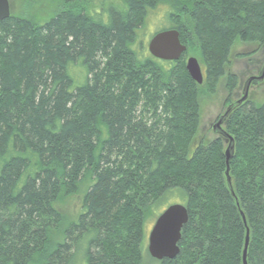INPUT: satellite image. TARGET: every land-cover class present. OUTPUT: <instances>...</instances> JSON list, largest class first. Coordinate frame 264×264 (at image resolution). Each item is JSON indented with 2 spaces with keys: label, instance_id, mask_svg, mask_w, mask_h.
<instances>
[{
  "label": "trees",
  "instance_id": "obj_1",
  "mask_svg": "<svg viewBox=\"0 0 264 264\" xmlns=\"http://www.w3.org/2000/svg\"><path fill=\"white\" fill-rule=\"evenodd\" d=\"M20 1L0 21V264H144L145 222L173 203L178 253L152 264H242L246 228V262L264 264V100L224 123L232 191L226 141L199 134L200 98L220 86L231 102L232 60L264 46V0ZM159 4L176 61L135 45ZM81 184L65 222L59 199Z\"/></svg>",
  "mask_w": 264,
  "mask_h": 264
},
{
  "label": "water",
  "instance_id": "obj_2",
  "mask_svg": "<svg viewBox=\"0 0 264 264\" xmlns=\"http://www.w3.org/2000/svg\"><path fill=\"white\" fill-rule=\"evenodd\" d=\"M9 15V0H0V21L8 18ZM147 50L148 53L155 59L162 61H176L184 53L186 46L181 43L179 32L176 29H167L156 32L152 35L147 43ZM185 70L191 80L197 84L202 83V69L198 60L194 56H189L186 59ZM263 78L264 64L258 75L251 76L246 80L240 97L229 104L212 125L213 133L222 137L226 141V147L224 150L225 177L230 191H232V187L229 176V163L233 155L234 141L223 128V124L231 111L247 100L249 86L261 82ZM187 219V208L180 203L170 204L158 214L147 237V252L151 258L155 260L172 259L177 255V243L180 239L181 229L186 224ZM248 242L249 231L246 228L244 246L242 250V264H247L246 253Z\"/></svg>",
  "mask_w": 264,
  "mask_h": 264
},
{
  "label": "rangeland",
  "instance_id": "obj_3",
  "mask_svg": "<svg viewBox=\"0 0 264 264\" xmlns=\"http://www.w3.org/2000/svg\"><path fill=\"white\" fill-rule=\"evenodd\" d=\"M10 6L13 11H17L20 13L21 8L23 6V2L20 0H9ZM41 6L37 5L35 8L36 14L41 10ZM166 6L159 4L157 7L148 12L146 19L144 20L142 26L137 29V40L135 45L138 43H142L144 47H146L148 40L150 37L163 25L169 23L168 17L166 16ZM40 14V13H39ZM141 45V44H139ZM245 49H251L247 45L238 44L237 50L242 51ZM189 56H193L191 54H184L182 57V61L185 62ZM264 63V46L257 51L256 54L247 58H234L231 62L229 71L236 75L237 77V85L235 92L230 98V101L237 98L242 92V86L245 80L251 75H258L262 65ZM226 96V92L222 87H218L217 90L212 94H204L200 98V126H199V134L206 135L208 138H212L215 135L213 134L211 127L217 116L220 115L227 103H225L224 98ZM248 100L260 103L264 100V78L261 82H258L249 87L248 91ZM83 192V184L79 185L75 192H69L64 195H61L59 199V210L64 218L65 222L71 221L75 214L77 213L80 206V199ZM158 216V215H157ZM154 215H149L145 222V242L144 247L145 251L142 256V261L144 264H152L151 257L147 252V236L148 233L154 223V220L157 217ZM154 264V263H153Z\"/></svg>",
  "mask_w": 264,
  "mask_h": 264
},
{
  "label": "flooded vegetation",
  "instance_id": "obj_4",
  "mask_svg": "<svg viewBox=\"0 0 264 264\" xmlns=\"http://www.w3.org/2000/svg\"><path fill=\"white\" fill-rule=\"evenodd\" d=\"M146 50H147V47H146ZM253 76H254V75H253ZM249 77H251V76H249ZM249 77H248V78H249ZM248 78H247V79H248ZM247 79H246V80H247ZM246 80H245V82H246ZM245 82H244V84H245ZM244 84H243V86H242V89H243V87H244ZM249 87H250V86H249ZM248 90H249V89H248ZM240 95H241V94H240ZM240 95H239L237 98H235L234 100H232L231 102L227 103L226 107H227L229 104H231L233 101L237 100V99L240 97ZM226 107H225V108H226ZM221 114H222V113H221ZM221 114H220V115H221ZM220 115L217 116L216 120L218 119V117H219ZM216 120H215V121H216ZM215 121H214V123H215ZM214 123H213V124H214ZM213 124H212V125H213ZM211 130H212V132H213V128H212V127H211Z\"/></svg>",
  "mask_w": 264,
  "mask_h": 264
}]
</instances>
